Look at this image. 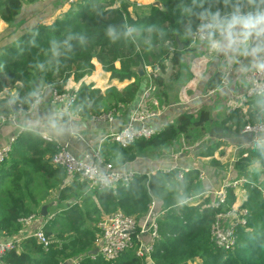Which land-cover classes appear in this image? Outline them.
<instances>
[{"label":"trees","instance_id":"16d2710c","mask_svg":"<svg viewBox=\"0 0 264 264\" xmlns=\"http://www.w3.org/2000/svg\"><path fill=\"white\" fill-rule=\"evenodd\" d=\"M40 1L0 0V17L13 24L24 3ZM160 2L161 6L152 4L147 14L134 17L125 2L78 0L51 23L38 22L2 49L0 91L20 84L14 105L8 100L0 101V106L5 107L4 114L9 115L14 108L19 111V105L28 110L37 99L39 87L67 93L65 86L69 79L81 81L95 70L94 59L104 71L111 73L112 79L134 78V81L123 89L112 86L105 91L83 84L76 90L77 98L68 109L72 115L82 118L109 112L115 115L130 106L143 91L144 77L137 73L139 67L151 68L148 79L155 94L159 92L166 97L164 74L168 62L176 67L181 65L183 55L192 50L195 35L206 23L212 25L206 28L210 41L220 38L222 31L230 32V27L241 18L256 21L264 10V0ZM248 12L253 16L238 17L239 13ZM222 79V72H217L207 90L218 88ZM245 107L246 111L242 108L230 111L222 123L224 131L239 135L248 124L264 123V94L251 96ZM209 118L208 111L199 118L193 113H183L150 139L136 140L127 147L113 140L106 143L102 155L115 167L122 168L140 156L175 148L180 138L187 146L193 145L200 132L206 130L204 124ZM222 144L221 139L214 138L199 153L213 156ZM57 152L55 142L25 129L0 166V233L20 237L26 228L20 219L38 214L42 223L46 221L45 234L53 241L46 249L34 236L23 238L3 256L2 264H65L75 257L78 264H148V257L154 264H264V143L243 147L234 163L237 179L244 180L242 207L248 214L246 224L237 226L238 237L232 249L213 243L212 226L219 214L233 209L239 195L237 190L229 188L226 200L217 207L211 205V198L196 205L190 203L198 192L200 169H158L149 175L138 174L129 185L91 189L86 179L80 175L70 179L65 168L53 162ZM211 163L222 167L215 159ZM68 181L71 182L67 184ZM57 188L58 201L68 203L52 218L42 217L37 196L42 200ZM154 199L162 214L158 220L159 235L149 255L138 252L145 237L139 239L137 235H134L135 246L115 260L89 255L102 238L100 221L122 212L142 222Z\"/></svg>","mask_w":264,"mask_h":264},{"label":"crops","instance_id":"0c3cea01","mask_svg":"<svg viewBox=\"0 0 264 264\" xmlns=\"http://www.w3.org/2000/svg\"><path fill=\"white\" fill-rule=\"evenodd\" d=\"M136 1L137 4H135ZM150 1L151 3L145 4V0H117V3H127L129 12L136 17L149 12L150 5L154 2L153 0ZM138 2L141 4L140 6H137ZM70 7L69 0H41L33 4L24 3L21 13L13 24L6 23L0 17V61L3 57L2 49L4 47L14 43L26 32L28 33L38 22L51 23ZM229 31L230 33L228 32V34L230 36H221L210 41L202 37L198 38L192 50L183 55L180 66L176 67L171 61L168 62V71L164 74L167 96H160L159 92L155 94L153 91L148 102L151 107L154 106L155 109L160 111L158 116L152 121L154 127L162 129L167 124L176 122L183 113H193L196 118H199L201 113L208 111L210 118L204 124L206 127L204 133L201 131L202 133L200 132V135H198L195 142L198 143L204 139L213 138L214 140V138H219L214 131L222 128L223 121L235 107L246 111L242 99L248 94L247 90L251 86L253 71L264 53V45L255 44L253 40L257 34L263 32L257 26L256 21L250 18L239 19L230 27ZM93 62L95 70L83 80L69 79L65 86L68 92L79 90L83 84L93 85V87L100 88L102 91L112 86L123 89L134 81V78L125 81L112 79L111 73L104 71L105 69H103L97 59H94ZM119 65L117 63L118 67ZM145 70H147L146 75L142 76L144 77L143 91L150 84L153 85L151 79H148L149 70ZM217 72H222V82L225 80L227 83L222 84L221 82L220 86L216 90L214 89V92L213 90L209 91L207 90L208 83ZM19 86L20 84L15 88H7L0 91V101L8 100L11 104L18 95ZM41 88L43 89L39 92L37 101L32 107L22 113L14 108L13 112L7 115L13 120H7L2 123L0 128V147H4L5 144L12 142L14 139L16 140L25 129H31L42 136L44 134L52 137L61 145L68 146L79 157L84 156L99 145L106 150V143L112 142L110 135L128 124L131 113L143 92L130 106L117 111L113 121H101L94 117L82 118L72 115L62 104L54 102L50 87ZM4 110L5 107L0 106V120L5 115ZM224 133L223 138H221L222 141L226 140V130ZM234 135L229 132V138L235 139L237 137L243 143L242 145L248 141V138L242 134ZM185 144L184 139L180 138L176 149L184 150L183 145ZM173 151H175L174 148L170 147L162 153L140 156L136 161L128 163L124 168L134 169L142 173H152L158 169L167 171L173 166L200 169L204 175L199 182L197 195L189 200L190 203L196 205L203 202L206 198H211L212 200L213 195L211 193L214 191H210V188L212 190L218 189L222 185L223 180H225H221L219 176L221 172L218 169L221 167L212 165V159L220 161L222 165L228 163V166L232 165L233 167L235 163V160L227 162L231 157L232 149H225L223 144L210 157L201 156L198 151L192 155V158H189L181 156L183 153L173 155ZM205 161H208V165L205 167L201 166ZM70 182L68 181L67 184ZM44 194L46 193L43 192ZM59 194V188L52 189L40 202L39 209L41 212L44 205L49 206L48 211L51 206H57L58 209L55 212L48 214L47 217L49 218L60 212L68 203L58 201ZM208 195H212V197ZM40 197V195L37 196V199H40ZM70 202L75 201L71 200ZM240 204H242V200L239 195L236 206ZM226 220L229 221L230 218H226ZM43 222L44 224L46 223L45 220ZM41 223L42 219L39 218L33 224L26 226L20 237H8L0 233V242L9 238H20L22 241L23 238L29 237L35 232ZM74 262H78L77 257L70 259L66 263L75 264ZM148 264H154L153 260L148 258Z\"/></svg>","mask_w":264,"mask_h":264},{"label":"built area","instance_id":"2783aa9c","mask_svg":"<svg viewBox=\"0 0 264 264\" xmlns=\"http://www.w3.org/2000/svg\"><path fill=\"white\" fill-rule=\"evenodd\" d=\"M78 0H69V3H73ZM155 1V0H153ZM251 17L253 16L250 12L239 13L238 17ZM264 18V10H262L256 20L257 26L262 29L263 33H259L254 37L255 44L264 45V22H258ZM210 23H206L205 32L202 29L195 35L194 39L202 37L207 39L206 28H211ZM228 32H220V36H226ZM146 69L151 71V68ZM227 81L223 80L222 84H226ZM216 90V89H215ZM213 89V92L215 91ZM154 91V86L150 84L145 91L142 92L141 98L138 101L135 109L132 111L130 120L128 124L122 129L112 133L110 138L120 143L122 146L127 147L131 143L139 139H150L153 135L157 133L159 129L152 125V121L158 116L159 112L155 107H151L148 102ZM53 99L55 103H60L64 108L69 109L71 103L77 98V92L71 91L67 93H59L56 89H52ZM245 97L242 102L245 104L247 100L254 95L264 94V53L259 60L258 65L253 71V78L251 86H249ZM38 98V97H37ZM37 99L35 100V102ZM31 105V107L35 104ZM156 104V101H155ZM238 107H235V109ZM19 112H24L22 105H19ZM101 121H113L114 114L109 112L100 116L94 117ZM11 121L13 119L3 115L0 120V128L4 121ZM244 137L248 138L245 146H253L260 143H264V123L248 124L241 131ZM43 137L50 141L55 142L58 147V152L53 157V162L56 165H60L65 168L68 176L71 178L80 175L83 179H86L90 184L91 189L95 187H115L119 184L129 185L132 180L140 173L134 169L117 168L112 162H108L104 159L102 155V146L99 145L97 148H93L91 151L87 152L84 156L79 157L75 155L66 145H61L56 142L52 137L44 135ZM15 139L0 147V166L8 158L11 150L12 144ZM249 154H245L247 156ZM176 168V166L171 167L169 170ZM181 168V167H179ZM189 168H181L183 170H189ZM180 177H183V172H180ZM148 175L150 173H147ZM201 173V178H203ZM244 182L243 179H232L224 183L221 189L211 193L213 195L212 206H218L220 203L224 202L227 197L228 189L233 188L237 190L241 183ZM210 196V195H208ZM239 197V196H238ZM238 200V199H237ZM237 202V201H236ZM162 212L158 209L157 201L154 199L150 204V209L142 220L138 222L132 216H128L122 212H116L114 214L106 216L99 223V228L102 231V238L99 242V254L94 256H103L106 260H115L120 256L121 253L133 248L136 244L134 235H137L139 239L145 237L141 241V246L139 248L140 254L149 255L153 250V242L157 238L158 234V220L161 217ZM248 211L246 208L242 207V204L233 206V209L227 213L219 214L217 221L212 226V241L213 243L223 249H232L236 244L237 239V226L246 224V215ZM40 217L38 214H32L28 217L20 219V221L25 225L29 226L33 224ZM226 218H230L229 221ZM30 236L36 237L41 244L47 249L52 240L45 234L44 223L33 232ZM20 238H9L5 241L0 242V264L3 256L12 249H15L20 243ZM150 258V257H148ZM78 264V262H74Z\"/></svg>","mask_w":264,"mask_h":264},{"label":"rangeland","instance_id":"374dc122","mask_svg":"<svg viewBox=\"0 0 264 264\" xmlns=\"http://www.w3.org/2000/svg\"><path fill=\"white\" fill-rule=\"evenodd\" d=\"M147 3H151V1L150 0H145V4H147ZM135 4H137V1L135 2ZM140 5L141 4L138 2V5L137 6H140ZM226 36H230V34H227ZM225 137H226V140L222 141L225 149L226 148L227 149L228 148H231L232 149V152L230 153L231 154V157L230 158L228 157L229 159L227 158L228 159L227 162H230L231 160H236L238 158L239 152L244 147V145H242L243 143L241 141H239V139H237V137H235V139H230L229 138V132L228 131H226ZM212 141H213V138L212 139L210 138L209 140L208 139H204V140H202V141H200L198 143H195L193 145H188L187 146L185 144V145H183L184 148H185L184 150H182V149L177 150L176 149L177 147H175L174 148L175 151H173V155H179L180 153H183V154H181V156H183V157L186 156V157L192 158V155H194L198 151L200 152L202 150H205V148L208 145H210L212 143ZM222 151H224V150H222ZM199 155H201V154H199ZM200 162H202V160H200ZM206 165H208V161L207 162L205 161L204 163H202L201 166L205 167ZM233 168L234 167L232 165H229L228 166V163H224V165H222V167L220 169H218V170L221 172L220 175H219L221 177V180H223V179H225V180H223L222 185L218 189L212 190L210 188V191H218L219 189H221L222 186L224 185V183L227 181V179L228 180H232V179L239 178L238 175H237V173H236V171L233 170ZM262 179H264V176H262ZM242 188H243V185H240V187L238 188V192H239V195H240V199L243 201V198L245 196L244 195L245 194V191ZM210 196L212 197V195H210ZM39 200L41 202V197H40ZM56 209H58L56 205L55 206H51L49 208V211L50 212H48V214L49 213L51 214V213L55 212Z\"/></svg>","mask_w":264,"mask_h":264},{"label":"water","instance_id":"95a60500","mask_svg":"<svg viewBox=\"0 0 264 264\" xmlns=\"http://www.w3.org/2000/svg\"><path fill=\"white\" fill-rule=\"evenodd\" d=\"M153 4L156 5V6H161V2H160V0H155V1L153 2ZM202 32H205V29H202ZM180 49H183V45H182V44H180ZM146 71H147V70H145L144 67H139V68L137 69V73H138L140 76H144V75H146ZM42 89H43V88L39 87V88H38L39 92H41ZM11 104L13 105V102H12ZM214 132L217 133V135L219 136L220 139L223 138V134H225L223 128H218V129H216ZM48 212H49V211H48V205H44V206L42 207L41 216H42V217H47V216H48ZM97 254H99V247H98V246L95 247L94 249H92V250L89 251V255H93V256H94V255H97ZM149 259H151V258H149ZM66 264H67V263H66Z\"/></svg>","mask_w":264,"mask_h":264},{"label":"clouds","instance_id":"9594fccd","mask_svg":"<svg viewBox=\"0 0 264 264\" xmlns=\"http://www.w3.org/2000/svg\"><path fill=\"white\" fill-rule=\"evenodd\" d=\"M258 22H264V18H261V20H260V21H258Z\"/></svg>","mask_w":264,"mask_h":264}]
</instances>
